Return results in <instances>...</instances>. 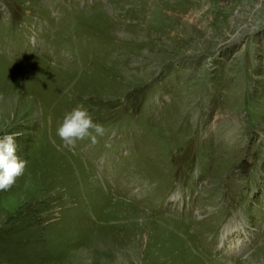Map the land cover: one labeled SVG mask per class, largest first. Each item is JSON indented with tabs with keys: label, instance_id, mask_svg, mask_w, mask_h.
Here are the masks:
<instances>
[{
	"label": "rangeland",
	"instance_id": "374dc122",
	"mask_svg": "<svg viewBox=\"0 0 264 264\" xmlns=\"http://www.w3.org/2000/svg\"><path fill=\"white\" fill-rule=\"evenodd\" d=\"M0 97V264H264V0H0Z\"/></svg>",
	"mask_w": 264,
	"mask_h": 264
},
{
	"label": "clouds",
	"instance_id": "9594fccd",
	"mask_svg": "<svg viewBox=\"0 0 264 264\" xmlns=\"http://www.w3.org/2000/svg\"><path fill=\"white\" fill-rule=\"evenodd\" d=\"M106 131L102 123L93 119L84 104H78L64 115L57 135L65 147L75 152L78 141L87 139L96 144L98 137H103ZM26 166L27 161L17 155L15 134L0 136V191L10 189L24 175Z\"/></svg>",
	"mask_w": 264,
	"mask_h": 264
},
{
	"label": "bare ground",
	"instance_id": "6f19581e",
	"mask_svg": "<svg viewBox=\"0 0 264 264\" xmlns=\"http://www.w3.org/2000/svg\"><path fill=\"white\" fill-rule=\"evenodd\" d=\"M228 224H229V221L223 226V228H222V233H221V241L222 240H224L225 241V237H226V235L228 234V231H229V226H228ZM225 227H227L226 229H225ZM225 229V230H224ZM237 235H239L238 234V231H237ZM239 241V240H238ZM240 243V242H239ZM225 244V243H224ZM233 247H234V245H233Z\"/></svg>",
	"mask_w": 264,
	"mask_h": 264
}]
</instances>
